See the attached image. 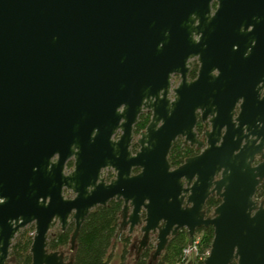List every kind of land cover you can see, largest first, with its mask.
Returning <instances> with one entry per match:
<instances>
[{
  "label": "water",
  "instance_id": "1",
  "mask_svg": "<svg viewBox=\"0 0 264 264\" xmlns=\"http://www.w3.org/2000/svg\"><path fill=\"white\" fill-rule=\"evenodd\" d=\"M178 137L203 148L172 167ZM263 179L264 0H0V264L32 223L31 264H71L49 232L111 199L156 255L212 226L203 264H264Z\"/></svg>",
  "mask_w": 264,
  "mask_h": 264
},
{
  "label": "trees",
  "instance_id": "2",
  "mask_svg": "<svg viewBox=\"0 0 264 264\" xmlns=\"http://www.w3.org/2000/svg\"><path fill=\"white\" fill-rule=\"evenodd\" d=\"M216 6V3L214 4ZM198 65L195 62L190 70L189 76L194 78L197 74ZM151 112H142L134 125V133L138 135L145 129L150 121ZM206 123L199 120L196 124V130L199 135L203 134ZM200 151L199 146H190L185 144L183 139L178 137L172 145L168 159L172 167L182 164L185 158L192 156ZM68 168L73 166V161L67 163ZM112 174L107 175L110 179ZM255 198L257 201L264 202V179L259 184ZM221 202V198L216 195H210L204 207V212L211 215L216 205ZM75 229V223L71 222L64 230L58 229L49 232L48 250H59L64 253L65 258L71 264H111L112 249L115 242L119 239L121 245V260L125 261L129 253L135 248L140 240L135 239L133 233H129V228L123 220V201L121 199H111L106 205H99L92 209L81 224L75 239L72 236ZM197 232H202V244L200 251L204 252L211 248L214 236L212 226L200 227ZM33 232L29 228H24L15 237L10 248V254L7 264H31L32 254L30 252L33 241ZM150 239V237H149ZM147 241L146 245L137 247V251L132 264H150L153 259H158V264H184L185 255L183 248L191 240L188 230L183 228L172 235L164 250L156 255V245ZM69 247L70 254L67 256L64 247ZM138 250V249H137ZM196 264H203V260H198ZM231 264H236L232 262Z\"/></svg>",
  "mask_w": 264,
  "mask_h": 264
},
{
  "label": "rangeland",
  "instance_id": "3",
  "mask_svg": "<svg viewBox=\"0 0 264 264\" xmlns=\"http://www.w3.org/2000/svg\"><path fill=\"white\" fill-rule=\"evenodd\" d=\"M179 81H180V77H179V75L176 74V75L174 76L173 80H172V86H176V85L179 83ZM137 138H138V135H136V136L134 137V141H135ZM66 194L68 195L69 193L67 192ZM24 228H29L30 231H32L33 234H34L35 226H34L33 223L30 224V225H28V226H26V227H24ZM24 228H23V229H24ZM58 229H60L59 226H56V227H54L53 229H51L50 232L57 231ZM199 234L201 235V238H202V237H203V233H202V232H199ZM133 235L135 236L134 238L137 239V241L140 240L142 234H141V231H140V229H139V226L135 227V230H134V232H133ZM13 242H14V240H13ZM150 242H151L152 244L156 245V243H157L156 235L151 236V238H150ZM139 245H140V244L137 243V245L135 246V248H134V249L129 253V255L127 256L126 260H125V261H122V260H121V245H120V243H119V239H118V240L115 242V245H114V247H113V249H112L111 264H132L133 259H134V256H135L136 252L138 251V250H137V249H138L137 247H138ZM63 249L65 250V253H66L67 256H68V255L70 254V252H69V247L66 246V247H64ZM184 258H185V260H184V264H196V259H197V258H196V256H195V254L185 255ZM150 264H158V259H153V260L151 261Z\"/></svg>",
  "mask_w": 264,
  "mask_h": 264
},
{
  "label": "flooded vegetation",
  "instance_id": "4",
  "mask_svg": "<svg viewBox=\"0 0 264 264\" xmlns=\"http://www.w3.org/2000/svg\"><path fill=\"white\" fill-rule=\"evenodd\" d=\"M215 3H216V6H214ZM216 7H217V2H214V3H213V8H216ZM195 62L197 63L198 68H199V64H198V62H197V60H196V58H195V59H192L191 69H192L193 64H194ZM191 69H190V70H191ZM189 73H190V71H189ZM197 73H198V70H197ZM175 75H176V74H175ZM175 75H174V76H175ZM177 75H178V74H177ZM174 76H173V78H174ZM196 76H197V74H196ZM196 76H195V77H196ZM195 77H194V78H195ZM194 78H191V77L189 76V79H194ZM199 120H201V119L199 118L198 121H199ZM198 121H197V122H198ZM201 121H202V120H201ZM202 122H204V121H202ZM204 123L207 124V125H206V128H205V130H204V132H205L207 129H209V123H208L207 121L204 122ZM196 124H197V123H196ZM195 130H196V126H195ZM196 132H197V130H196ZM204 132H203V134H201V135H199V133L197 132V137H198L199 139L203 140V141H205ZM135 136H136V135H135ZM138 136H139V134H138ZM180 138H182V137H180ZM182 139H183V141H184V138H182ZM136 140H137V139H136ZM136 140L134 141V139H133L134 142H133V144H132V146H131V150H132L133 153H135V152L139 149V144L136 142ZM184 143H185V142H184ZM185 144H189V143H185ZM189 145H190V144H189ZM190 146H191V145H190ZM193 146H198V145L195 144V145H193ZM202 148H203V147H200V151H199V152H201ZM199 152H198V153H199ZM198 153H196V154H198ZM196 154H194V155H196ZM192 156H193V155H192ZM69 161H70V160H69ZM72 161H73V160H72ZM72 167H73V166H72ZM72 167H71V168H72ZM71 168H68V165H67V169H71ZM138 171H139V169L136 168V169L133 170V173L138 172ZM109 173L112 174V177H111V178H113V177L115 176V171H114L113 169H105V170H104V176L106 177V179H107V175H108ZM111 178H110V179H111ZM110 179H107V180L109 181ZM211 195H216V196H218L217 193H212ZM206 201H207V200H206ZM204 207H205V206H204ZM205 214H206V213H205ZM211 215H212V214H211ZM206 216H210V215H207V214H206ZM72 222H73V221H72ZM70 223H71V222H70ZM70 223H69V224H70ZM127 226H128V228H129V225H127ZM59 228L61 229L60 226H59ZM139 229H140V227H139ZM140 231H141V230H140ZM133 232H134V231H133ZM133 232H132V233H133ZM196 232H197V230H196ZM196 232H195V233H196ZM141 234H143V233L141 232ZM154 235H155V234H151V235H150V238H151V236H154ZM149 241H150V239H149ZM140 250H141V247L138 248V251H140ZM65 260H67V258H65ZM67 261H68V260H67Z\"/></svg>",
  "mask_w": 264,
  "mask_h": 264
},
{
  "label": "built area",
  "instance_id": "5",
  "mask_svg": "<svg viewBox=\"0 0 264 264\" xmlns=\"http://www.w3.org/2000/svg\"><path fill=\"white\" fill-rule=\"evenodd\" d=\"M202 244V238L199 232H196L188 244L183 248L184 255L195 254L196 262L198 260H204V258L209 254L210 249L205 250L204 252L200 251V246Z\"/></svg>",
  "mask_w": 264,
  "mask_h": 264
}]
</instances>
